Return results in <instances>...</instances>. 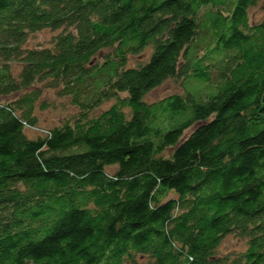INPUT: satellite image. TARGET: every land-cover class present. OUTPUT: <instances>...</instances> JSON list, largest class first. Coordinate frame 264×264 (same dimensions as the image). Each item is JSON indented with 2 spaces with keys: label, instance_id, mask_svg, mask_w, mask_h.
<instances>
[{
  "label": "trees",
  "instance_id": "16d2710c",
  "mask_svg": "<svg viewBox=\"0 0 264 264\" xmlns=\"http://www.w3.org/2000/svg\"><path fill=\"white\" fill-rule=\"evenodd\" d=\"M258 4L0 0V264H264ZM171 78L184 94L145 100ZM45 89L78 112L33 139ZM231 234L246 249L220 255Z\"/></svg>",
  "mask_w": 264,
  "mask_h": 264
},
{
  "label": "rangeland",
  "instance_id": "374dc122",
  "mask_svg": "<svg viewBox=\"0 0 264 264\" xmlns=\"http://www.w3.org/2000/svg\"><path fill=\"white\" fill-rule=\"evenodd\" d=\"M208 12V8L203 9L201 12L202 18L205 20V14ZM250 13V20L251 24H257L263 21L264 19V9H262L261 4L253 6L249 10ZM58 31L53 30H41L40 32L34 33L30 35L29 40L25 44L28 48H41V47H49L52 44L53 37L58 35ZM208 30H204L201 33V37L206 38L208 36ZM209 39V38H208ZM199 47L198 54L202 56L205 41ZM152 49L150 47L146 48L142 54L135 56H131L129 58V65L130 66H137L139 63L147 62L148 58L152 53ZM106 53V52H105ZM105 53H102L99 59L105 57ZM98 59V60H99ZM15 71L19 72L20 67L14 66ZM198 84V87L195 90L199 91L202 94L203 90L211 92L210 88H205V83H201L199 81H195ZM204 88V89H203ZM185 86L184 80L182 78H171L161 84L158 88L150 91L145 98V100L150 102L159 101L162 98L171 96V94H184ZM16 95L13 94L10 97L3 99V102H9L11 98L15 97ZM46 101L49 105L43 109L40 108L38 105L36 115L38 119V123L34 128H27V134L30 138L35 139L38 134H45L47 130L55 128V126H59L66 122H70L73 120L74 116L77 114L78 109L73 107L71 104V100L68 97H60L57 94L56 90L45 89L43 94L42 102ZM114 100H108L103 102L99 107L92 113V116H98V114L105 112L114 104ZM115 167L108 168L109 173L114 172ZM246 249V241L244 238H239L236 235H230L224 238L223 242L221 243L220 248L218 249V253L221 255H232L235 253H242ZM138 264H145V261L138 260Z\"/></svg>",
  "mask_w": 264,
  "mask_h": 264
}]
</instances>
